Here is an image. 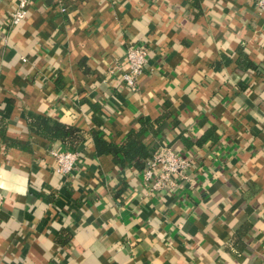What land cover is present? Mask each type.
Wrapping results in <instances>:
<instances>
[{
	"label": "crops",
	"instance_id": "0c3cea01",
	"mask_svg": "<svg viewBox=\"0 0 264 264\" xmlns=\"http://www.w3.org/2000/svg\"><path fill=\"white\" fill-rule=\"evenodd\" d=\"M0 0V264H264V11L254 0ZM131 44L148 49L138 88ZM245 62L242 63V60ZM249 61L251 64H246ZM84 133L69 176L31 128ZM144 143L192 161L174 192L98 153Z\"/></svg>",
	"mask_w": 264,
	"mask_h": 264
},
{
	"label": "built area",
	"instance_id": "2783aa9c",
	"mask_svg": "<svg viewBox=\"0 0 264 264\" xmlns=\"http://www.w3.org/2000/svg\"><path fill=\"white\" fill-rule=\"evenodd\" d=\"M30 0H17L9 14L12 26L18 25L27 16ZM257 7L264 11V0H254ZM1 38V37H0ZM127 70L122 73L124 85L134 91L138 88V77L144 71L148 60V49L140 44H131L126 53ZM55 171L61 176H69L76 168L81 155L76 150L51 149ZM150 158L143 169V179L150 191L174 192L180 181L188 178L192 168L189 157L183 156L172 147L156 143L150 150Z\"/></svg>",
	"mask_w": 264,
	"mask_h": 264
},
{
	"label": "trees",
	"instance_id": "16d2710c",
	"mask_svg": "<svg viewBox=\"0 0 264 264\" xmlns=\"http://www.w3.org/2000/svg\"><path fill=\"white\" fill-rule=\"evenodd\" d=\"M243 62L245 59L242 60ZM246 64L251 63L246 61ZM31 128L49 140L61 141L69 150H76L84 142V133L81 129L60 122L51 124L46 117L32 121ZM150 129V126L142 124L139 129L131 130L122 145L101 140L97 143V152L111 154L114 162L122 167L129 166L143 170L151 155L143 138Z\"/></svg>",
	"mask_w": 264,
	"mask_h": 264
}]
</instances>
